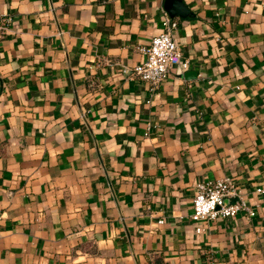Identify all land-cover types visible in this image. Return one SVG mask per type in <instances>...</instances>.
<instances>
[{"label":"crops","instance_id":"1","mask_svg":"<svg viewBox=\"0 0 264 264\" xmlns=\"http://www.w3.org/2000/svg\"><path fill=\"white\" fill-rule=\"evenodd\" d=\"M184 1L151 88L165 0H0V264H264V0ZM223 176L256 214L197 231Z\"/></svg>","mask_w":264,"mask_h":264},{"label":"built area","instance_id":"2","mask_svg":"<svg viewBox=\"0 0 264 264\" xmlns=\"http://www.w3.org/2000/svg\"><path fill=\"white\" fill-rule=\"evenodd\" d=\"M9 20V17L0 14V37L5 33ZM178 24V20L166 12L162 20V30L153 35L148 45L142 47L146 54L145 60L133 68V74L149 82L151 88H157L165 80L173 62L182 56L181 48L174 36ZM180 66L186 69L188 59L181 61ZM197 187L198 192L193 200L191 215L197 231L203 230L204 219L233 217L241 211H245L248 216L256 214V209L245 197L243 187L230 176L200 181ZM257 190L264 191V187L260 186ZM2 217L3 213L0 211V224Z\"/></svg>","mask_w":264,"mask_h":264},{"label":"water","instance_id":"3","mask_svg":"<svg viewBox=\"0 0 264 264\" xmlns=\"http://www.w3.org/2000/svg\"><path fill=\"white\" fill-rule=\"evenodd\" d=\"M164 4L172 17L176 15L187 16L190 12V8L184 0H165Z\"/></svg>","mask_w":264,"mask_h":264}]
</instances>
